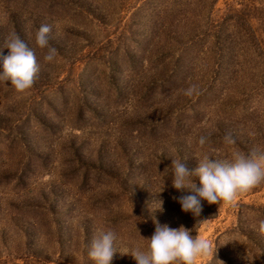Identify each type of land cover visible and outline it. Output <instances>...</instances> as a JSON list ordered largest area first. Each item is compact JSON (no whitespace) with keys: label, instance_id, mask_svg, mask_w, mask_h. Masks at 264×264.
<instances>
[{"label":"rangeland","instance_id":"374dc122","mask_svg":"<svg viewBox=\"0 0 264 264\" xmlns=\"http://www.w3.org/2000/svg\"><path fill=\"white\" fill-rule=\"evenodd\" d=\"M12 32L40 71L23 92L0 81V264H95L111 219V264H136L157 223L214 241L198 264H264V182L199 217L171 184L173 160L264 150V0H0V62Z\"/></svg>","mask_w":264,"mask_h":264},{"label":"clouds","instance_id":"9594fccd","mask_svg":"<svg viewBox=\"0 0 264 264\" xmlns=\"http://www.w3.org/2000/svg\"><path fill=\"white\" fill-rule=\"evenodd\" d=\"M50 32L51 27L42 24L35 33V44L47 49L43 56L46 63L53 62L57 56V49L49 42ZM5 47L9 51L0 62V81L10 83L20 92L31 88L40 71L35 52L15 32L8 35ZM199 94L200 89L195 84L184 90V95L189 97ZM208 139L201 135L199 145L203 147ZM224 142L234 145L235 139L226 134ZM197 158L198 166L191 171L181 159L171 163V184L181 193L173 199L180 204L183 212H190L193 217L200 216L202 201L208 204H220L221 201L233 204L240 193H246L264 182V150L259 148L253 147L247 152L234 150L228 160L213 158L211 153ZM163 190L161 187L159 192ZM162 203L160 200L159 206ZM259 231L264 234V220L259 221ZM115 240L116 235L112 230L100 232L89 246L90 259L95 264H111L116 251L113 247ZM147 240L146 250L137 248L130 252L136 264H198L200 258L213 255L216 248L214 241L194 237L188 228H169L159 223Z\"/></svg>","mask_w":264,"mask_h":264},{"label":"trees","instance_id":"16d2710c","mask_svg":"<svg viewBox=\"0 0 264 264\" xmlns=\"http://www.w3.org/2000/svg\"><path fill=\"white\" fill-rule=\"evenodd\" d=\"M122 181L126 183L127 180H126L125 178H123ZM212 208H214V204H211V209H212ZM208 211H210V209H209ZM212 214H213V213L210 212V213H208V214H203L201 217H203L204 219H206V218L211 217ZM125 223H126V221H120V219H111L110 221H108V222L106 223V227H107L108 230L117 231V230H119V229L124 228V227H125V225H124ZM153 226H155V225L153 224ZM142 227H143V226H142ZM144 227H146V226H144ZM189 230H191V229H189ZM191 231H192V232H191ZM191 231H190V234L194 236V228H192ZM123 232H126V231H123ZM123 232H122V233H123ZM118 233H121V232L118 231ZM122 233H121V234H122ZM121 234L119 235V234H116V233H115L116 238H117L118 236H121ZM115 242H116V240H115ZM115 242H114V243H115Z\"/></svg>","mask_w":264,"mask_h":264}]
</instances>
